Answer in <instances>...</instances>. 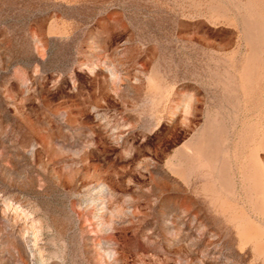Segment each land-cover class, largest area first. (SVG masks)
<instances>
[{"label":"rangeland","instance_id":"374dc122","mask_svg":"<svg viewBox=\"0 0 264 264\" xmlns=\"http://www.w3.org/2000/svg\"><path fill=\"white\" fill-rule=\"evenodd\" d=\"M0 198L43 264H264V0H0Z\"/></svg>","mask_w":264,"mask_h":264},{"label":"bare ground","instance_id":"6f19581e","mask_svg":"<svg viewBox=\"0 0 264 264\" xmlns=\"http://www.w3.org/2000/svg\"><path fill=\"white\" fill-rule=\"evenodd\" d=\"M183 106L184 110H187L191 106V99L186 100ZM184 113L186 112L184 111ZM0 221L7 233V239L12 242L19 253L24 254L26 259L33 262V264H43L42 250L38 247L42 232L41 220L36 217L35 213L13 203L8 198H0ZM242 222L241 220L239 223L241 237L253 238L254 249L264 255V249L262 248L264 237L255 235L256 231L259 230L258 227L254 223H252L254 225H251L248 223L242 224ZM251 232L254 234L252 235Z\"/></svg>","mask_w":264,"mask_h":264}]
</instances>
